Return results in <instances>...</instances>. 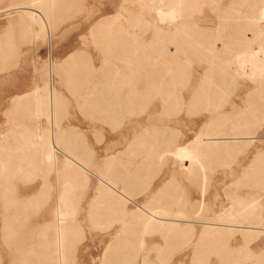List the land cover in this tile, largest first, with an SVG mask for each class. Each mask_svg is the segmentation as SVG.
Here are the masks:
<instances>
[{"label":"rangeland","instance_id":"obj_1","mask_svg":"<svg viewBox=\"0 0 264 264\" xmlns=\"http://www.w3.org/2000/svg\"><path fill=\"white\" fill-rule=\"evenodd\" d=\"M257 1L183 0L173 14L192 23L189 32L210 33L221 22L228 27L235 17L258 10ZM150 3L151 0H0V48L11 45L0 54V139L11 127L12 116L8 113L12 98L31 92L36 83L43 85L49 64L62 65L73 53L88 62L82 80L71 84L66 73L61 72L54 85L62 99L61 128L80 133L67 140V145H73L75 155L92 172H85L89 180L72 191L78 202L74 220L81 225L82 233L76 247L66 243L65 259L61 262L56 241L58 220L53 212L59 183L56 175L38 166L10 172L0 167V264H102L104 251L124 229L125 221L116 213L107 214L100 209L90 212V204L101 186L100 176L111 177L118 190L124 189L134 197L136 205L132 201L126 203L123 218L152 201L172 204L173 211L183 207L188 217L182 226L193 223L195 230L216 223V215L231 213L247 200L260 201L264 215V168L254 165L264 154L263 101L261 94L254 95L261 79L235 78L225 60L214 61L205 52L197 53L193 38L174 39L170 34L158 37L155 49L160 56L151 71L148 47L154 30L150 22L161 28L166 23L163 18H154ZM19 6L40 12L47 25L27 15L22 18L24 24L17 23L21 13L14 7ZM104 21L107 23L92 33L96 24ZM217 31V40L211 38L216 46L223 44L219 32L229 36L225 40L233 48L241 46L232 29ZM106 62L109 65L103 68ZM212 63L216 65L215 74L206 79ZM173 72L177 80L167 88L172 97L180 93L184 102L166 108L161 92ZM216 79L221 80V85ZM85 80L87 87H80L77 92ZM205 81L209 83L205 85ZM201 84L206 93L217 89L219 98L190 103L195 92L202 89ZM96 85L97 92L86 100ZM22 110L14 119L35 126L26 106ZM253 110L259 116L250 117L247 130H235V136L241 139L239 151L185 153L204 131L205 138L216 136L209 127L211 120L228 117L224 133L229 134L233 132L234 119L244 114L248 117ZM36 126L42 129L43 124ZM166 130L173 133L169 144L165 143ZM252 133L255 140L250 142L247 138ZM138 138L140 141L131 146ZM65 142L61 140L62 145ZM2 156L4 149L0 147ZM151 178L155 179L145 189ZM43 185L44 194L34 201L32 198ZM166 188L169 189L164 191ZM221 224L250 226L244 220ZM71 231L75 229L67 231V237ZM236 234L241 235V231ZM146 240L143 252L149 264H219L215 246L202 247L192 258L193 239L176 245L179 240L175 237L153 231ZM255 250H264V239ZM141 256L134 248H121L112 253L109 264H141Z\"/></svg>","mask_w":264,"mask_h":264},{"label":"bare ground","instance_id":"obj_2","mask_svg":"<svg viewBox=\"0 0 264 264\" xmlns=\"http://www.w3.org/2000/svg\"><path fill=\"white\" fill-rule=\"evenodd\" d=\"M257 2L259 5L258 10L251 11L247 16L235 17L234 22L231 25H228V27L224 22H221L217 29L218 31H225V29L230 28L234 31L237 40L241 43V46L235 49L225 40L228 39L229 36L223 35L222 32L219 33L221 36L220 40L223 44H220V47L216 46L215 41L217 40V30L210 33L200 31L199 33L193 34L189 32V29L193 27L192 23L185 21L182 16H179L178 18V16H174L173 14L176 7L183 3V0H151L150 4L154 10V18H163L166 27L161 28L158 23L150 22V27L154 30V38L148 47L150 53L149 58H152V62L149 64V69L153 71V69L157 67L154 61L157 60L160 53L155 49V43L159 36L170 34L174 39L188 37L189 40H191V38H193L192 43H194V48L197 53L200 54L201 51L205 52L208 57L212 58L214 61L225 60L226 64H228L231 69L233 77H240L245 80L261 79V84L258 86L254 95L261 94L260 98L263 101L262 115L264 116V0H258ZM188 3L189 1L187 4ZM164 6L165 11L163 10ZM14 9L47 25L46 18L38 11L33 13V10L23 6L14 7ZM106 23L107 21L96 24L92 33ZM119 24L120 27L123 28V23L121 22ZM126 36L128 35L126 34ZM212 37H215V41H211ZM108 65L109 63H104L103 68H107ZM215 66V63H212L206 79L211 78ZM87 68L88 62H83L77 55L69 56L62 65L49 64V67L44 73L43 85L36 83L32 93L12 98V107L8 113V115L12 116L10 117L11 127H9L6 134L0 139V147L4 149V156L0 158V167H2L4 171L25 170L38 166L44 171L53 172L57 177L59 183L55 188L56 205L53 212L58 220L56 224V241L58 258L61 262L64 261L66 254V232L71 230V227L79 226L73 222L77 213L76 206L78 202L74 201V193L72 191L77 186L83 187V184L89 180L84 174L85 172L90 174H92V172L86 168L83 165L84 163L75 155L73 145H67V140L76 137L80 133L73 128H61L60 102L62 99L54 85V79L59 78L61 72H65L68 81L73 84L76 81L82 80V73L86 72ZM116 74L118 76L119 72L117 71ZM176 80V73L173 72V74L169 75V79L164 83L166 88L161 92V97L163 105L166 108H172L176 104H183L184 102L180 93L173 95L172 97L167 88L172 86ZM86 81L87 80L83 81L82 84L79 85V90L77 92L81 91L80 87H87L88 82ZM208 81H205L204 84L207 85V83H209ZM215 81L218 85H221V80L216 79ZM204 84H201V90L195 92L190 103L197 99L215 101L219 98V92H217V89H211L209 93H206L203 90ZM98 87L99 85H96L95 89H93L87 97L85 96V99L89 100V98L93 96V93L97 92ZM25 106L26 110H29V117L35 123V126L33 127L27 126L17 119H14L16 114H20L24 111L22 109ZM212 107L215 111L217 105ZM250 114L251 115L248 117L244 114L243 116L234 119L232 127L233 132L229 134L224 133V128L227 127L226 120L228 117L211 120L209 127L212 128V130H215L217 133L215 134L216 136L205 138L207 134L206 131H204L193 142H191V144H189L185 153L192 151L203 155L210 152L223 154L237 150L239 151L240 144L238 140L241 139L235 136V130H247L249 120L251 119L250 117L259 116V113L254 110L250 111ZM39 123L43 124L42 129L36 126V124ZM166 133L165 143L169 144L173 140V133L168 130H166ZM216 139H221L222 142L219 143L215 141ZM61 140H64L67 143L65 142L66 144L62 145ZM247 140L250 142L255 140V133H252V136L247 138ZM139 141V138L133 140L131 146L137 144ZM254 165H260L262 166V169L264 168V154L254 161ZM107 166L104 165V168H107ZM154 179L155 178H151L147 182L145 189H148L151 186ZM261 179L264 180V169L261 174ZM99 181L101 186L98 189V194L90 204V212L100 209V211L107 214L116 213L117 215L119 214V219H124L125 221L124 229L119 232L116 238L111 241L107 249L104 251L102 264H109L112 253L121 248L136 249L142 253L140 263L149 264L150 261H147L143 249L146 245L147 235L153 231L159 232L163 236L171 235L172 237H175L176 240H179V243L176 245H180L181 242L187 244L194 238L195 227L193 223H186L185 226H182L181 224V222L188 217V213L183 207H179L177 211H173L170 207L172 204H159L157 201H152L151 204L144 207L139 206L137 210L125 215L123 218L122 216L125 214L126 203L132 201L136 205V202L133 201L134 197L124 189L118 190L116 183L111 177L104 178L100 176ZM44 188L45 185H43L41 190L37 193L36 199L41 198L44 194ZM168 189L169 188H166L164 191H167ZM215 220H217L216 223L206 224L205 228H203L201 239L199 241L200 244L203 243V240L205 239L215 241L216 239L223 238L226 240L229 237L236 235L238 231H241V235L245 239H255L259 235L264 234V227L259 226H264V215L262 213L260 201L257 200H247L237 208L233 209L231 213L228 212L216 215ZM228 220H244L247 221L250 226L243 227L242 225L230 226L221 224V222H227ZM228 228H232L233 230H229ZM129 260L130 259H128V261Z\"/></svg>","mask_w":264,"mask_h":264},{"label":"crops","instance_id":"obj_3","mask_svg":"<svg viewBox=\"0 0 264 264\" xmlns=\"http://www.w3.org/2000/svg\"><path fill=\"white\" fill-rule=\"evenodd\" d=\"M33 13H36V12L33 11ZM23 17H25L24 13H21L19 17L17 18V23L24 24L25 22L22 21ZM10 48H11L10 44L3 45L0 48V54L1 52H3L2 50H6ZM72 54L73 53L69 54L67 57L71 56ZM32 92L33 90L26 94H30ZM23 95H15V96H23ZM36 195L32 198L34 199V201L37 200ZM29 202L30 204H33L31 200ZM73 222L77 224L76 220H73ZM78 225L79 226L77 227H71L72 228L71 230H73L74 228L75 232L73 231L74 232L73 233L71 231V235L67 237V244L70 245L71 243L72 247L73 246L76 247V245L78 244V238H79L78 236H80L82 233V227L80 224ZM228 229L233 230L232 228H228ZM202 231L203 229L201 227L195 230V233H194L195 235L193 238L194 255L192 258H194L198 252H201L202 247L205 248L207 246L208 247L215 246L216 247V258L218 259L219 264H264V250L260 252L255 250V247L258 245V243L262 239H264V234L259 235L255 239H247V238L245 239L244 237H242V235H238V234L232 237H229L226 240L223 238L216 239L215 241H212L211 239H205L203 240V243H201V246L199 245L200 249L198 250V244H200L199 241L201 239ZM146 244H147V240H146ZM161 247H163V245H161ZM241 251H243L245 255L243 254L242 256ZM211 258L212 256L207 258L206 260L210 262Z\"/></svg>","mask_w":264,"mask_h":264}]
</instances>
